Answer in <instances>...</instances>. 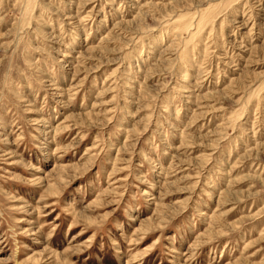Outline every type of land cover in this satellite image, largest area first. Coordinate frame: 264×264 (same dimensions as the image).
<instances>
[{
    "label": "rangeland",
    "instance_id": "rangeland-1",
    "mask_svg": "<svg viewBox=\"0 0 264 264\" xmlns=\"http://www.w3.org/2000/svg\"><path fill=\"white\" fill-rule=\"evenodd\" d=\"M0 264H264V0H0Z\"/></svg>",
    "mask_w": 264,
    "mask_h": 264
}]
</instances>
